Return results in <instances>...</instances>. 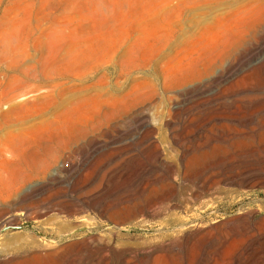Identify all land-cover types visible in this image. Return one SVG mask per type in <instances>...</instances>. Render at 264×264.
Returning a JSON list of instances; mask_svg holds the SVG:
<instances>
[{"label":"rangeland","instance_id":"rangeland-1","mask_svg":"<svg viewBox=\"0 0 264 264\" xmlns=\"http://www.w3.org/2000/svg\"><path fill=\"white\" fill-rule=\"evenodd\" d=\"M100 12H104V14H100ZM80 25L89 26L88 33L79 39L82 44L81 48L78 49V55L74 59L65 58L62 61V71L71 72L77 77L89 75V77L91 76L88 79L89 83L93 79V82L102 85L106 82L104 72L108 66L114 65L113 71L125 70L127 72L148 63L145 54L136 58L126 54L120 58H113L109 50L117 44L126 45L129 40L131 43H135L137 39H147L154 44L155 52L166 43L177 42L171 54L162 57L158 63L160 80L163 75L167 76L168 80H173L181 78L203 60L221 57L220 50L228 44H232L234 47H231L223 60L226 63L229 60L236 63L242 62L247 49L264 38V0H0V44L15 36L20 44L26 43L32 46L44 39L52 29H63L65 34H70L71 32L77 33V28ZM128 28L133 30L130 37L128 36L129 32L126 33ZM92 47H95V50H91ZM179 55L182 57L178 58ZM236 56L238 57L235 58ZM0 65L7 69L9 66L8 61H3ZM108 75L112 78L114 73H108ZM8 76V72H0V88L1 83ZM242 80L240 85H248L252 90L242 91L238 89L237 86L239 85L236 84V81L223 83L221 86L223 93L211 101L208 105L211 107H207L204 110L206 112L200 116L198 115L203 108L196 109L198 106L193 104L174 117L171 115V105L169 104L165 106L162 116L159 115L158 108L152 107L150 109L151 125L155 127L153 136L158 144V152L165 161L172 163L175 167L176 171L173 173L174 180L172 181L181 185L180 193L184 189L182 186H186L191 181H202L212 173L220 172V170L221 172H230L235 168L238 169L244 163L261 165V159L264 158V112H254V115L249 118L248 115L252 111L254 103L246 102L242 95L248 93L264 100V81L261 85L255 86L253 85L254 82H250L246 78ZM39 91H27L24 95L33 99ZM102 100L103 97L95 94L93 86L76 97L70 108L75 127L71 136H68L66 129L62 128L58 130L59 137L56 140L49 136L47 130L41 129L48 142L38 147L39 158L36 161L54 159V162L47 167L43 178L33 177L22 183L20 192L38 185L46 186V189H41L32 198H21L20 200L19 197L13 195L12 182L9 179L15 175L13 170H16V167L5 162L0 156V259L13 257V254L10 253L11 248L24 244L27 237L30 240L31 234L34 235L33 238L41 247L44 246L42 248L63 250L61 247L72 241L71 231L77 229L85 230L92 227L94 230L97 228L102 233H107L113 229V231H120L119 233L122 234H134L136 232L135 234L142 235L144 233L141 227L147 224L145 221L149 219L144 215L114 223L108 218L107 213H98L90 209L72 213L76 215L75 218L63 210L59 213L57 210H49L46 213L35 214L42 207L59 199L57 197L59 194L56 193L57 186L64 185L67 181H71L74 185V192H70L69 195L74 197L77 194H87V197L103 198L104 202L113 204L112 207L142 201L148 197L151 190H160V185L165 181L163 175H159L163 167L154 161L156 150L149 143L147 135L137 136L135 129L131 128L135 124L131 111L113 117L100 118V122L96 123L94 119L99 115L97 113ZM58 120L60 122L63 118L59 117ZM167 120L172 121V133L174 136L176 135L175 143L170 140V132L165 123ZM66 155H68L67 161L73 165L71 171H65L61 168V161ZM192 157H197L199 161L195 170L190 164L193 162ZM234 160L240 162H233ZM122 162L130 165L129 167L135 172L139 168L142 170L144 168L146 171H142L139 175L141 181L133 184V188L137 191L133 195L134 200L131 199L124 204L115 202L118 199L108 197L107 194L96 193L99 186L110 185L107 181L109 170ZM183 162L190 169L184 178L181 177V171L184 169ZM38 167L37 164L34 169L38 170ZM55 169L58 174L52 173ZM53 177L56 178V182L51 180ZM242 190L252 202L257 203V199H264L261 194L263 188L243 187ZM255 194H258V198L255 197ZM254 205L252 204V206ZM227 207L215 210L216 214L219 215L216 219L218 223L240 214L238 213V204ZM55 212L56 217L54 216ZM67 216L71 218L68 219ZM130 221L134 223H130ZM77 222L81 223L80 228L74 227ZM91 231L87 230V235L91 234ZM17 240L20 241L17 242ZM46 243H48L47 246L44 245ZM225 244L211 248L212 250L206 257L204 264H212L214 261L217 264H224L229 260H235L241 264H264L262 263L264 262L263 248L258 251L251 249L245 253L243 252L245 250L243 243ZM232 245L233 247L241 246L237 248L235 253H231L235 250L231 248ZM79 256L81 260L78 258ZM222 256L225 258L222 259ZM259 258L261 260H258ZM93 262L94 260L85 259L82 254L79 255L76 250L69 248L62 251L58 261H48L47 258H44L38 264H93Z\"/></svg>","mask_w":264,"mask_h":264},{"label":"bare ground","instance_id":"bare-ground-1","mask_svg":"<svg viewBox=\"0 0 264 264\" xmlns=\"http://www.w3.org/2000/svg\"><path fill=\"white\" fill-rule=\"evenodd\" d=\"M100 14H104V12H100ZM88 27L87 25H80L77 28V33L70 31V34H65L63 29H52L44 39L32 46L26 43L20 44L15 36L0 44V64L3 61H8L9 65L8 69L2 68L0 65V72L6 71L9 74L8 78L1 83L0 88V156L3 157L5 162L16 167V170H13L15 175L9 179L12 182V193L19 197L20 200L21 198L30 199L38 191L46 187L45 185H38L20 192L23 182L33 177L43 178L47 167L54 162V159L36 161L39 158L38 147L48 142L41 129L47 130L52 139L59 137L58 130L62 128H65L67 135L71 136L75 131V127L70 108L76 97L80 93L83 94L84 91L89 90L92 86L95 94L103 97L97 113L99 115L94 121L98 123L100 118L113 117L117 114L131 111L132 119L135 123L131 128L135 129L137 136L147 135L149 143L156 150L154 161L163 167L159 175H163L162 177L165 181L160 185V190H151L148 197L144 200L124 204L133 199V195L137 192L133 188V184L141 181L139 175L145 170L144 168L143 170L139 168L140 171L135 172L129 167L130 165L128 166L124 162L114 166L109 172L107 171V181L110 185L99 186L96 189V193L107 194L108 197L111 196L115 200L118 199L115 202L124 204L119 207H112L113 204L104 202L103 198L87 197V194H77L74 197L69 195L70 192H74V185L71 181L57 186L56 193L59 194L57 196L59 199L50 205L42 207L35 214L46 213L49 210H57L58 213L63 210L67 214H72L77 213L79 210L90 209L98 213H107L108 218L114 223L144 215L149 218L145 221L147 224L141 227L144 233L142 235L135 234L136 232L134 234H122L119 233L120 231H113L114 229L107 233H102L97 228L94 230L92 227L85 230L77 229L76 231H71L70 237L72 239H70L72 241L64 244L61 247L63 250H58L59 248H42L44 246L41 247L37 240L33 238L34 235L31 234L30 240L27 237L28 241L25 238L24 244L11 248L10 253L13 254V257L0 259V264H38L44 258H47L48 261H58L62 251L69 248L76 250L79 255L82 254L85 259L94 260L93 264H112L114 262L117 264H204L206 257L212 250L211 248L224 245V243L227 245L228 243L233 245L243 243L245 247L243 252L245 253L251 249L253 251L264 249V199H257V203L252 202L244 195L245 191L242 190L243 187L263 188L261 194L264 196V158L261 159V165L259 166L252 163H244L238 169L235 168L230 172H221L220 170V172L212 173L202 181L186 183L187 185L182 186L184 189L180 193L181 185H177L172 181L174 180L173 173L176 171L175 167L172 163L165 161L158 152V144L153 136L155 127L151 125L150 119V109L152 107L158 108V113L162 116L165 106L168 104L171 105L170 110L173 117L191 104L198 106L196 109L203 108L202 111L198 110L201 111L198 116L203 115L206 112L204 110L207 107H211L208 106L210 102L223 93L221 91L223 83L236 81V84L239 85L237 86L239 87L238 89L242 91L252 90L248 85H240V82L243 81L242 79L245 78L250 80V82H254L253 85L255 86L261 85L262 81H264V38L255 43L250 49L246 48L247 51L242 62L236 63L229 60L226 63L223 60L228 55L231 47H234V45L228 44L220 50L221 57L203 60L190 69L187 74L173 80H168L165 75L160 80L158 63L162 57L164 58L171 54L177 42L166 43L155 52L154 44L150 40L141 39V41L137 39L135 40L136 44L131 43L129 40L126 45L117 44L109 50L113 58H120L125 54L136 58L141 57V54H145V59L148 60V63L127 72L125 70L113 71L114 65L108 66L106 72H104L106 82L99 85L93 82V79L89 83L88 79L91 77L89 75L77 77L71 72L62 71L61 68V63L65 58L74 59L78 55V49L81 48L82 44L79 39L88 33ZM181 27L183 26L181 25ZM132 31V28H128L126 31V33L129 32V37ZM88 49L90 50L89 47ZM180 49L182 50V47ZM30 50L33 51L31 52ZM91 50H95V47H92ZM176 51L178 50L176 49ZM180 57L182 56L179 55L178 58ZM109 68L111 69L110 72ZM108 73H114L113 77L111 78ZM229 87L233 88L232 86ZM27 91L39 92L34 95L33 99H29L24 95ZM242 98L246 102L254 103L252 111L248 115L249 118L254 115V112H264V100H261V98L248 93L242 95ZM59 117L63 118L60 122L58 120ZM165 123L170 132V140L175 143L176 135L174 136L172 133V121L167 120ZM258 153L261 154V152ZM63 157L61 168L65 171H71L73 165L67 161L68 155ZM192 158L193 162L190 164L192 169L195 170L199 165V161L197 157ZM233 158L236 159V157ZM236 161L239 160H234L233 162ZM37 164L39 166L38 170L34 169ZM183 167L184 169L181 171L182 178L190 170L185 162H183ZM52 173L58 174L56 169ZM51 180L56 182L55 177ZM257 196L258 194H255V197ZM237 204L239 205L238 213L240 214L232 219L218 223L216 219L219 215L216 214L215 210ZM252 204L255 205L252 206ZM20 212L23 213V211ZM15 213L17 214L18 212ZM54 216H57L56 212ZM70 216H67V218L70 219ZM72 216L75 218L76 215L72 214ZM62 221L61 223H63ZM81 222L84 221L81 220ZM80 226L81 223L77 222L74 224L75 228H80ZM87 230H92L91 234L87 235ZM25 232L22 233L25 234ZM54 233L56 232L54 231ZM24 237L26 236L24 235ZM16 238L14 239L16 240ZM19 241L17 240V242ZM47 244L44 245L47 246ZM233 245L231 248L235 250L230 251L231 253H235L237 248L241 246L233 247ZM218 250L222 251L221 249ZM8 254L5 255L10 256ZM246 255L248 256V254ZM223 257L222 259L225 258ZM214 259L216 260V258ZM258 260L261 259L259 258ZM214 262L212 264H217ZM224 264L241 263L229 260L226 263L224 262Z\"/></svg>","mask_w":264,"mask_h":264}]
</instances>
